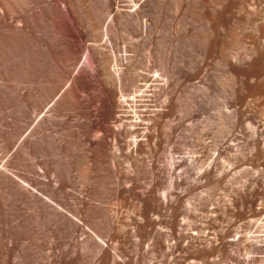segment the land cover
I'll use <instances>...</instances> for the list:
<instances>
[{"label": "bare ground", "instance_id": "1", "mask_svg": "<svg viewBox=\"0 0 264 264\" xmlns=\"http://www.w3.org/2000/svg\"><path fill=\"white\" fill-rule=\"evenodd\" d=\"M240 139L264 167V0H0V264H248Z\"/></svg>", "mask_w": 264, "mask_h": 264}, {"label": "rangeland", "instance_id": "2", "mask_svg": "<svg viewBox=\"0 0 264 264\" xmlns=\"http://www.w3.org/2000/svg\"><path fill=\"white\" fill-rule=\"evenodd\" d=\"M84 54H83V58H82V61H84L85 59V52H86V49L84 48ZM82 64V63H81ZM149 105H151V106H153V105H155L154 103H150ZM151 108L152 107H147V108H145V110H151ZM153 109V108H152ZM211 112H215L216 110L213 108V109H211L210 110ZM203 115V114H202ZM202 117H204V116H200V117H198V120L197 121H199V120H201L202 119ZM143 123H145L144 125H142L141 126V128L143 127V128H146V125H147V123H148V121L147 120H144V121H142V124ZM205 123V122H204ZM189 124V123H188ZM202 125H205V127H207V125H206V123L205 124H202ZM211 138V139H210ZM191 139V138H190ZM204 139L206 140L205 142L208 144V146L210 145L211 147H210V150H211V157H213L212 155L214 154L215 155V151H214V149H213V146H214V141H213V138H212V136L210 135V136H205L204 137ZM193 140H194V138H193ZM195 141H197V139H195ZM244 140L243 139H240L239 140V142H241L242 144L244 143L243 142ZM212 143H213V146H212ZM244 145V144H243ZM245 146V145H244ZM242 147L243 149V151H245L244 152V157L248 154L249 155V157L251 156L250 155V153H249V148H248V150H246L247 149V147L245 146V147ZM213 150V151H212ZM187 153H189V149H187V148H185V152H183V153H181V154H178L177 156L178 157H184V156H186V154ZM247 155V156H248ZM209 156V157H210ZM208 157V158H209ZM249 157H246L245 159H246V161L244 162V164L242 165V166H244V167H241V171H242V183H241V186H243L242 188H244V191L245 192H247V193H245V196H247V198H250V196H257V195H255V194H253V192H252V190H250V188L252 189L253 188V186H254V184H253V182H252V180H250L251 178H253L254 177V175L253 174H255V173H257V172H253V171H258V169L260 170V168H261V170L264 168V167H260L259 165H257L256 164V162H255V164H254V161H252V156L249 158ZM207 158V159H208ZM206 159V160H207ZM212 159V158H211ZM211 159L209 158L206 162L207 163H209L210 161H211ZM210 160V161H209ZM248 160V161H247ZM250 161H252V162H250ZM248 162V163H247ZM247 163V164H246ZM250 163V164H249ZM252 163H253V165H252ZM255 165H257V166H259V167H257V168H255L256 166ZM249 168H250V170H253V171H249ZM255 170H254V169ZM245 169V170H244ZM264 170V169H263ZM247 174H248V176H247ZM251 174L253 175V177H251L250 178V176H251ZM246 176V177H245ZM250 178V179H249ZM246 180V181H245ZM250 180V181H249ZM245 182V183H244ZM247 182V183H246ZM252 182V183H251ZM250 185V186H249ZM224 188V189H223ZM249 188V189H248ZM219 189V190H218ZM218 191L216 190V191H214V190H212V192H211V195L212 196H219V198H221V196H228V193L227 192H229V190H227V189H229V185L227 184H223L221 187H218ZM226 190V191H225ZM262 190V191H261ZM214 192H216V193H214ZM223 192V193H222ZM249 192V193H248ZM260 192L261 193H259L258 195V197L259 198H261V199H259L258 200V198L256 197V199H257V201H256V199L254 198V201H255V203L253 202V201H251V200H253L252 199V197L250 198V199H248V200H250L252 203H251V206L250 207H244L243 209L244 210H242V213L243 212H245L244 214H242L241 215V219H239L238 220V223H239V225H241V224H251V229L248 231V232H246L245 234H244V237L246 238V239H249V240H251V241H254V242H257L258 243V245L260 244V245H262V246H264V242H259L261 239L262 240H264V185L260 188ZM244 193H243V196H244ZM215 194V195H214ZM261 194V195H260ZM261 196V197H260ZM261 200V201H260ZM254 204V205H253ZM111 207L113 206L111 203L109 204ZM114 207V206H113ZM247 208V209H246ZM248 208H249V210H250V212H249V210H248ZM255 208H256V210H255ZM261 208V209H260ZM252 210V211H251ZM258 211L260 212V213H258ZM248 212V213H247ZM252 213V214H251ZM251 214V215H250ZM258 214V215H257ZM255 217H254V216ZM240 221V222H239ZM261 238V239H260ZM234 253L239 257V258H241V259H243V260H245V259H248V258H250V262L248 263V264H264V252L263 253H247V252H239V253H237L236 251H234ZM252 258V259H251ZM255 258V259H254ZM191 263H193V262H191ZM229 263V262H228ZM230 264V263H229ZM231 264H235V263H233V262H231Z\"/></svg>", "mask_w": 264, "mask_h": 264}]
</instances>
